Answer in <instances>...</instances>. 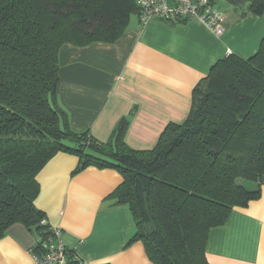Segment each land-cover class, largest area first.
<instances>
[{
  "label": "trees",
  "instance_id": "1",
  "mask_svg": "<svg viewBox=\"0 0 264 264\" xmlns=\"http://www.w3.org/2000/svg\"><path fill=\"white\" fill-rule=\"evenodd\" d=\"M237 5L264 12V0ZM136 13L135 0H0V239L22 224L38 235L36 253L58 242L35 202L36 176L58 152L79 157L76 172L121 174L111 197L131 211L136 231L127 245L141 242L154 264H210V229L260 197L264 39L252 57L231 53L213 66L187 121L169 124L150 149L127 144L126 120L107 141L70 128L57 100L61 47L115 43ZM61 238L70 264H81Z\"/></svg>",
  "mask_w": 264,
  "mask_h": 264
},
{
  "label": "crops",
  "instance_id": "2",
  "mask_svg": "<svg viewBox=\"0 0 264 264\" xmlns=\"http://www.w3.org/2000/svg\"><path fill=\"white\" fill-rule=\"evenodd\" d=\"M242 0H215L225 21L213 30L200 19L142 23L134 14L115 43L61 47L58 104L69 126L107 141L126 120L124 138L133 149H150L171 124H183L196 88L225 56L248 59L264 39V12L239 7ZM220 7H219V6ZM79 157L58 152L36 176V205L84 264H154L137 241L127 205L111 197L123 178L95 166L76 172ZM38 235L22 224L0 239V264H33ZM210 264H264V186L259 198L236 206L225 224L210 229Z\"/></svg>",
  "mask_w": 264,
  "mask_h": 264
},
{
  "label": "built area",
  "instance_id": "3",
  "mask_svg": "<svg viewBox=\"0 0 264 264\" xmlns=\"http://www.w3.org/2000/svg\"><path fill=\"white\" fill-rule=\"evenodd\" d=\"M135 4L142 23L155 19L174 22L198 18L213 30L225 21L215 0H135ZM55 231L59 239L49 249L36 253L35 248H31L33 264H70V254L61 238L63 233L59 227ZM81 264L84 263L81 261Z\"/></svg>",
  "mask_w": 264,
  "mask_h": 264
},
{
  "label": "rangeland",
  "instance_id": "4",
  "mask_svg": "<svg viewBox=\"0 0 264 264\" xmlns=\"http://www.w3.org/2000/svg\"><path fill=\"white\" fill-rule=\"evenodd\" d=\"M219 6V5H218ZM220 7V6H219ZM135 231H136V228H135Z\"/></svg>",
  "mask_w": 264,
  "mask_h": 264
}]
</instances>
